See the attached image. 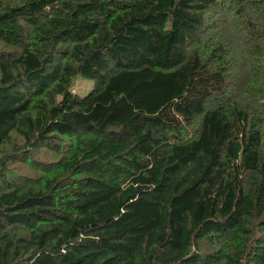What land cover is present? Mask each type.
I'll return each instance as SVG.
<instances>
[{
    "label": "trees",
    "instance_id": "16d2710c",
    "mask_svg": "<svg viewBox=\"0 0 264 264\" xmlns=\"http://www.w3.org/2000/svg\"><path fill=\"white\" fill-rule=\"evenodd\" d=\"M0 264H264V0H0Z\"/></svg>",
    "mask_w": 264,
    "mask_h": 264
},
{
    "label": "rangeland",
    "instance_id": "374dc122",
    "mask_svg": "<svg viewBox=\"0 0 264 264\" xmlns=\"http://www.w3.org/2000/svg\"><path fill=\"white\" fill-rule=\"evenodd\" d=\"M92 83L91 79L79 76L73 80L72 88L79 95H83L91 88Z\"/></svg>",
    "mask_w": 264,
    "mask_h": 264
}]
</instances>
